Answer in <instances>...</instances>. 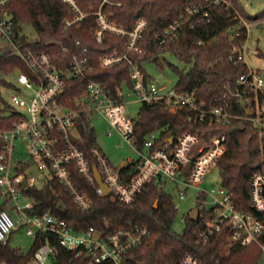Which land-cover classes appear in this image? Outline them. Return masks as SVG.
I'll list each match as a JSON object with an SVG mask.
<instances>
[{
    "label": "built area",
    "instance_id": "built-area-1",
    "mask_svg": "<svg viewBox=\"0 0 264 264\" xmlns=\"http://www.w3.org/2000/svg\"><path fill=\"white\" fill-rule=\"evenodd\" d=\"M209 1L210 4L205 8L188 7L187 14L202 13L203 19L210 22V6L225 9L231 7L226 0ZM12 2L13 0H0V39L9 43V47L24 61L29 73L16 71L17 88L9 89L12 94L7 102L20 115V120L11 129L0 130V138L3 141L0 150V196L7 198L11 206L16 205L19 218L24 219L27 236L35 239L38 234H52L65 249L77 255H85L93 264L107 261L122 264L129 253L141 246L148 237L147 227L131 224L106 234L94 227L76 231L66 220L49 212L31 216L28 212L34 208V202L23 191L37 187L38 182L43 187L54 179L64 186L80 211L88 212L92 209L93 201L87 191L74 180V170L88 185L95 187L97 195L112 194L125 205L134 203L146 187L153 183L160 186L168 182L173 184L178 189L181 200L186 199L190 189H195L198 191L197 204L183 217V223L187 216L193 217L198 209V232L202 238L207 240L215 234H227L234 244L258 245L264 252V171L255 173L250 182L249 199L253 212L239 211L233 202V196L222 185L219 189L212 190L203 187L209 170L217 166L226 152L225 135L215 136L208 146L198 149L200 138L197 134L184 133L174 140L171 147H158L159 137L152 134L143 148L139 149L134 137V119L125 113L126 96L136 95L142 104L163 102L171 113L187 108L192 113L190 120L194 122L209 121L225 125L240 117L253 122L262 132L264 69H254L248 62L251 53L252 22L244 20L239 14L233 19L239 20L247 31L246 41L234 45L228 55L229 62L236 66L244 63L248 68L246 73L236 79V89L229 93L231 97L239 99L246 108V114L238 116L228 112L224 106H208L200 102L195 92H179L146 80L140 66L130 59V54L134 52L142 57L139 43L149 26L145 18H140L131 30H126L102 12V6L109 3V0H102L100 9L92 14L84 13L78 0H64L76 14L73 20L65 21L66 28L80 23L89 15H94L98 24L94 34L97 43H102L106 33L127 39L125 54L119 55L115 52L100 59L102 68H110L123 61L131 65L133 88L126 94L120 87L111 90L88 78L93 71L89 64V49L82 46L80 41H77L76 45L82 49L72 56L66 74L60 72V67L51 53L29 48L20 49L17 45L20 28L8 11ZM183 24V19H180L156 36L160 50L168 41L180 37ZM235 35L240 37L241 32L238 31ZM61 51L67 53L68 49L62 46ZM66 77L87 82V94L77 99L74 108L64 106L60 102ZM92 111L104 117L112 130L117 131L125 142L138 150L139 159L116 168L98 145L81 149L76 144V140L80 139V119L83 114L87 117ZM17 142L25 144L35 168L40 173L39 178L29 172V166L25 162H19L16 168L11 166ZM129 164H133L132 170L122 173L121 170ZM94 167H97L103 184L109 188V193L105 194L97 184ZM23 182H26V187ZM22 196L29 201L20 206ZM16 230L17 225L7 210L0 212V241L7 243ZM52 255L53 248L47 240L35 252L30 264H48ZM183 263L202 264L191 255H186ZM0 264L8 263L0 261Z\"/></svg>",
    "mask_w": 264,
    "mask_h": 264
},
{
    "label": "trees",
    "instance_id": "trees-1",
    "mask_svg": "<svg viewBox=\"0 0 264 264\" xmlns=\"http://www.w3.org/2000/svg\"><path fill=\"white\" fill-rule=\"evenodd\" d=\"M226 1L231 4L229 9L210 6V22L203 19L202 13L189 15L186 12L192 6L207 7L209 0H109L102 6V12L126 30H131L140 18L148 21V29L139 43L142 57L135 52L130 54L134 63L140 66L143 60H155L159 66H163L160 55L173 54L180 62L191 66L188 72L171 66L179 77L174 89L195 92L199 101L208 106H224L228 112L244 116L246 108L229 93L236 89V79L246 73L248 68L244 63L236 66L229 62L228 55L234 45L246 41L247 31L239 20L233 19L239 14L248 22L264 21V11L252 15L240 0ZM101 3L102 0H78L80 9L86 14L97 12ZM8 11L17 26L21 24L22 28L29 25L36 32V39L32 42H24L25 36L18 37L20 49L51 53L60 72L66 74L72 56L82 49L76 45L80 41L82 46L89 49V64L93 68L89 79L111 90L118 87L124 90L133 88L132 67L128 62L123 61L110 68L100 66V59L104 56L115 52L125 54L127 39L106 33L102 43H97L94 39L98 29L96 16L89 15L80 23L66 28L65 21L73 20L76 14L64 0H13ZM180 19L184 21L180 37L168 41L160 50L156 36ZM238 31L241 32L240 37L235 35ZM62 46L68 49L67 53L61 51ZM259 55L264 58L262 50H259ZM18 70L29 73L26 64L13 49L9 46L0 47V75L9 76ZM0 87L15 90L17 85L0 77ZM86 94V81L66 77L60 102L74 108L77 99ZM191 115L187 108L171 113L163 102L142 104L134 119V137L138 148L142 149L152 134L159 137L158 147H171L169 140L172 137L177 139L187 132L197 134L200 138L198 149L208 146L215 136L225 135L226 152L216 166L220 172L221 185L233 196L239 211L253 212L249 199L250 182L255 173L264 171V130L261 132L253 122L240 117L228 124L218 125L209 121H191ZM19 120L20 115L0 91V130L11 129ZM78 132L80 139L76 140V144L81 149L97 145L94 130L89 127L84 114ZM2 146L0 138V150ZM132 168L133 164H129L121 171L128 173ZM72 175L91 197L93 207L90 211H80L64 186L54 179L42 188L23 191L34 202V208L28 213L37 216L49 212L66 220L76 231L94 227L109 234L130 224L147 227L148 237L141 246L129 253L122 264H184L186 255L193 256L202 264H258L263 255L260 246L234 244L227 234H215L207 240L202 238L198 232L200 218L193 219L191 215L187 216L182 233L177 232L174 223L178 209L174 197L158 184L147 186L134 203L125 205L112 194L97 195L95 187L88 185L76 171L72 170ZM4 200L0 204V212L6 210L8 199ZM157 200L158 204L154 207ZM12 236L13 233L5 244L0 241V261L8 264H30L35 252L47 240L53 248L51 261L54 264H93L85 255L65 249L52 234H38L27 251L13 245ZM100 264L113 263L107 261Z\"/></svg>",
    "mask_w": 264,
    "mask_h": 264
},
{
    "label": "rangeland",
    "instance_id": "rangeland-1",
    "mask_svg": "<svg viewBox=\"0 0 264 264\" xmlns=\"http://www.w3.org/2000/svg\"><path fill=\"white\" fill-rule=\"evenodd\" d=\"M244 7L252 15H256L264 11V0H240ZM25 34L23 38L24 42H32L36 39V32L32 26L26 25L21 28ZM251 53L248 57V62L252 68L264 69V58L259 55V50L264 52V21L251 23ZM9 46V43L0 39V47ZM160 58L163 62V66L155 60H143L141 61L140 68L149 77L150 81L158 86L166 88H174L178 82V75L171 66H175L180 70L188 72L190 65L180 62L173 54H161ZM18 73H14L9 76H2L10 82L16 83ZM3 96L6 100H9L12 92L9 89L1 88ZM128 94L129 90H125ZM142 103L137 100L136 95L126 96L125 113L132 119L137 118ZM88 124L91 129L94 130L96 135L97 145L102 149L104 154L110 160V162L116 167L120 168L132 160L139 159L140 155L138 150L124 141L120 134L112 130L108 121L98 114L96 111H92L87 115ZM19 162H25L28 164L29 172L39 178V172L34 166V163L30 157V154L22 142L16 143V151L12 155L11 166L16 168ZM221 186L220 172L217 167H212L206 176L203 187L212 190L213 188L219 189ZM42 184L37 183V188H41ZM162 188L169 194L173 195L174 202L178 208V216L174 223V228L177 232L182 233L185 228V223L182 222L183 217L188 213L191 208H194L197 204L196 196L197 190L190 189L187 193L185 200L179 198L178 189L171 183H165ZM4 198L0 197V204L4 203ZM29 199L22 196L19 204L25 205ZM7 212L13 218L17 225V230L13 232L12 244L20 246L23 250L27 251L33 244L34 237L27 236L25 226L23 225L24 219L19 218L16 205L11 206L8 202L6 206ZM21 217V216H20ZM48 264H54L50 261ZM258 264H264V252Z\"/></svg>",
    "mask_w": 264,
    "mask_h": 264
},
{
    "label": "water",
    "instance_id": "water-1",
    "mask_svg": "<svg viewBox=\"0 0 264 264\" xmlns=\"http://www.w3.org/2000/svg\"><path fill=\"white\" fill-rule=\"evenodd\" d=\"M21 26H22L21 24H18V27L20 28V31H19L20 37H23L24 36V32L21 30ZM174 140H175L174 137L170 138L169 143L172 145L174 143ZM94 173H95L97 184L102 188V190H103V192L105 194L109 193V188L105 184H103L101 176H100V174L98 172L97 167H94ZM26 185H27L26 182H23V186L26 187ZM157 204H158V200L155 202L154 207H156ZM198 214H199V210L196 209L194 214H193V219H197Z\"/></svg>",
    "mask_w": 264,
    "mask_h": 264
}]
</instances>
